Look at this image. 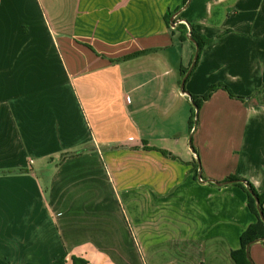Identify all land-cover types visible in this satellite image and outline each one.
<instances>
[{
  "label": "crops",
  "instance_id": "crops-1",
  "mask_svg": "<svg viewBox=\"0 0 264 264\" xmlns=\"http://www.w3.org/2000/svg\"><path fill=\"white\" fill-rule=\"evenodd\" d=\"M230 176L264 192V0H0V258L236 264L258 218Z\"/></svg>",
  "mask_w": 264,
  "mask_h": 264
},
{
  "label": "trees",
  "instance_id": "trees-1",
  "mask_svg": "<svg viewBox=\"0 0 264 264\" xmlns=\"http://www.w3.org/2000/svg\"><path fill=\"white\" fill-rule=\"evenodd\" d=\"M188 2V0H186ZM185 34L184 38L187 40L189 37L187 36V33L191 32V37L194 39V41L197 43L199 46V56L198 60L194 66V68L198 65L201 53L204 49V47L210 42L209 39L206 37L202 36L199 34L195 27L193 25H190V28L188 29L187 27L184 28ZM191 30V31H190ZM150 51H144V52H139L133 55H130L128 57H125L124 60H129L144 54L149 53ZM189 69H182V77H185L186 74L188 73ZM224 88L227 91H229L230 95L232 97H237L235 96L226 86L224 85H215L213 86L207 94L203 96H195V95H190L192 103L194 105V112L192 115V125H197L198 124V113L197 110L199 111L200 108L202 107L203 103L207 100H209L212 96V94L217 91L218 89ZM240 98V97H239ZM194 152L198 155V151L194 148ZM67 155H63L62 160L65 159ZM194 171L195 175L199 176V162L194 163ZM225 182H231L230 184L239 186L241 187L248 195V206L251 210V212L258 218V222L255 225L250 226L241 236V249L237 252L233 253V258L236 262V264H253V262L247 258L246 255V249L247 246L251 243L254 242L258 239H263L264 238V222L261 218L262 213L264 217V192L259 193L255 186L249 182L248 180L244 178H240L237 176H230L228 177ZM259 202V205H258ZM0 264H12L10 261L4 260L0 258ZM26 264H37V263H26ZM52 264H90V261L83 257V256H77V255H70L68 252H65L63 256L57 260H55Z\"/></svg>",
  "mask_w": 264,
  "mask_h": 264
},
{
  "label": "rangeland",
  "instance_id": "rangeland-1",
  "mask_svg": "<svg viewBox=\"0 0 264 264\" xmlns=\"http://www.w3.org/2000/svg\"><path fill=\"white\" fill-rule=\"evenodd\" d=\"M41 181H42V186L44 187V193L47 194L48 191V185L46 184V180H47V174L40 172L38 173ZM42 236L39 238V242L41 244V252H39L38 255L40 256H46V258L49 260L50 259V255H52V237L48 236V229L47 228H42ZM30 241H32V237H29V240L27 241V243H29ZM38 247L35 246L34 251H37Z\"/></svg>",
  "mask_w": 264,
  "mask_h": 264
},
{
  "label": "water",
  "instance_id": "water-1",
  "mask_svg": "<svg viewBox=\"0 0 264 264\" xmlns=\"http://www.w3.org/2000/svg\"><path fill=\"white\" fill-rule=\"evenodd\" d=\"M190 31H191V30H190ZM189 39L195 44V47H196V53H195V56H194L193 64H192L191 68L189 69L188 73L186 74V76H185L184 79H183V82H182V88H183V89H184V87H185L186 80L188 79L189 74H190L192 68L195 66V64H196V62H197V60H198V56H199V46H198L197 43L194 41V39L191 37V32H190V34H189ZM197 113H198V110H197ZM214 183H216L218 186H223V185H228V184H230L231 182H223V183L214 182ZM258 205H259V202H258ZM260 214H261V218H262V220H263V222H264V217H263V215H262L261 212H260ZM260 240H264V238H263V239H260ZM256 241H259V240H256ZM256 241H254V242H256ZM254 242H251V243L247 246V249H246V255H247V258H248V259H250V248H251V246H252V244H253Z\"/></svg>",
  "mask_w": 264,
  "mask_h": 264
}]
</instances>
